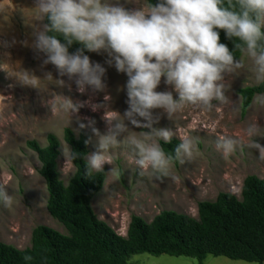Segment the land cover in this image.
Instances as JSON below:
<instances>
[{
    "label": "rangeland",
    "instance_id": "obj_1",
    "mask_svg": "<svg viewBox=\"0 0 264 264\" xmlns=\"http://www.w3.org/2000/svg\"><path fill=\"white\" fill-rule=\"evenodd\" d=\"M119 3L129 10L140 7L146 10L149 6L146 0H119ZM34 6L35 0H0V60L6 61L3 67L8 68V63H14L18 70L28 69L38 76L41 85V88L20 85L15 77H9L0 70V185L6 188L12 200L8 207L0 204V242L18 249L31 246L33 229L40 225L67 234L65 227L47 210L49 194L40 174L41 163L27 142L34 140L45 147L49 134L59 138L58 169L60 179L68 184L76 169L63 155V147L68 145L63 138L64 129H72L77 136L82 131L88 133L90 155L97 151L98 141L92 129L105 133V115H113L110 110L122 115L128 107L124 87L127 76L105 62L108 57L103 51L87 54L90 60L106 68L103 91L86 89L84 93L78 92L74 82L66 76L58 77L51 63L43 64V54L37 53L31 43L35 28L45 21L27 22V17L31 19L34 15ZM240 59L245 67L237 73L225 75L227 103L214 102L211 109L186 105L170 118L161 109L153 110L160 114L154 128H168L173 131L172 138L188 137L194 143L191 160L185 158L178 165L172 163L170 177L158 180L151 170H144L136 164V151L127 137L132 135L143 139L151 129L133 126L125 120L128 131L118 136V145L105 154L112 163L104 164V185L91 201L97 217L117 234L126 236L132 215L150 222L160 212L171 210L197 218L201 201H214L220 192L241 198L243 181L247 176L256 175L264 179V161L258 159L256 149L244 146L251 142L245 131L249 124L259 126V135L253 139L264 145V106L252 101L247 112L242 114L238 90L255 86V83L247 71L251 61L244 54ZM47 73L52 77L45 76ZM56 79H63L65 83L57 84ZM156 90L172 89L163 83L162 77ZM173 96L175 98V92ZM62 97L78 104L77 112L69 115L61 111L56 102ZM81 123L84 128L79 127ZM225 136L240 141V146L229 155H224L216 147L217 138ZM130 261L136 264H199L192 257L153 256L148 253L135 254ZM204 264L259 263L208 255Z\"/></svg>",
    "mask_w": 264,
    "mask_h": 264
},
{
    "label": "clouds",
    "instance_id": "obj_2",
    "mask_svg": "<svg viewBox=\"0 0 264 264\" xmlns=\"http://www.w3.org/2000/svg\"><path fill=\"white\" fill-rule=\"evenodd\" d=\"M33 9L31 19L25 15L28 23L47 22L35 28L31 47L43 54V64L55 67L58 77L66 76L74 82L78 92L103 91L106 87V68L90 60L85 50L98 54L103 51L108 57L105 62L127 76L124 87L128 107L122 115L112 110L113 115H105V133L92 129L98 137L97 151L85 159L86 176L93 171L101 173L106 162L112 163L105 154L118 145L117 137L128 131L125 120L151 129L143 139L128 135L127 141L136 151V164L151 170L156 179L170 177L174 160H191L194 143L188 137L176 144L174 156L165 153L159 141L170 143L173 131L153 127L160 119L153 110L161 109L170 118L186 105L211 109L214 102L227 103L225 75L245 67L241 59H234L235 50L251 61L247 71L255 85H264V0H157L146 10L126 9L119 0H35ZM220 29L226 39L233 40L232 51L219 42ZM74 42L80 47L69 52ZM3 62L0 60V70L15 77L20 85L41 88L32 71L18 70L8 62L5 68ZM45 76L52 77L51 73ZM162 77L171 91L156 90ZM56 83L65 81L56 79ZM253 102L264 106V93L255 95ZM56 106L69 115L79 108L65 97ZM245 131L251 142L244 146L256 149L258 159L264 161V145L253 139L259 135V126L249 124ZM238 146L236 138H217L216 147L224 155ZM63 155L67 160H76L80 153L67 145ZM11 203L8 191L0 185V204L8 207Z\"/></svg>",
    "mask_w": 264,
    "mask_h": 264
},
{
    "label": "trees",
    "instance_id": "obj_3",
    "mask_svg": "<svg viewBox=\"0 0 264 264\" xmlns=\"http://www.w3.org/2000/svg\"><path fill=\"white\" fill-rule=\"evenodd\" d=\"M146 2L150 5L157 0ZM219 37L230 51L234 49L233 40L225 38L223 29L219 30ZM77 47L79 43L74 42L69 52ZM234 54V59L243 55L238 49ZM238 93L245 114L253 97L264 93V85L241 88ZM63 138L80 153L71 160L76 170L68 184L60 179L61 142L56 135H48L45 147L34 140L28 141L27 146L37 153L41 163L40 174L49 194L47 210L67 234L40 225L33 229L30 247L18 249L0 242V264H136L130 259L141 253L192 257L199 264H204L208 255L264 264V179L247 176L241 198L220 192L214 201H201L197 218L171 210L160 212L150 222L132 215L127 234L122 236L97 217L91 204L104 185L106 169L85 175L90 135L82 131L77 136L65 128ZM179 142L172 138L170 143L161 141L160 145L166 154L174 156ZM178 163L173 161L174 165Z\"/></svg>",
    "mask_w": 264,
    "mask_h": 264
}]
</instances>
